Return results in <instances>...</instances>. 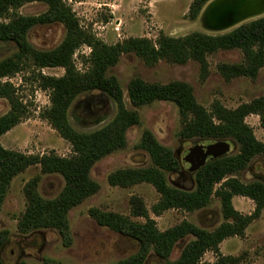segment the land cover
Segmentation results:
<instances>
[{"label": "trees", "instance_id": "16d2710c", "mask_svg": "<svg viewBox=\"0 0 264 264\" xmlns=\"http://www.w3.org/2000/svg\"><path fill=\"white\" fill-rule=\"evenodd\" d=\"M210 1L193 0L187 17L196 20ZM33 2L45 4L46 11L36 16L16 13L23 5ZM54 24L61 25L65 30V36L58 46L38 50L29 43L28 33L31 29ZM0 43H12L16 47L13 55L0 60V99H5L10 107L6 114L0 116V137L21 123L27 115L26 106L16 95L14 86L2 80L34 68L38 70L34 80L42 90L49 92V106L42 112L41 118L71 148L69 157L54 153L25 155L4 149L0 143V208L13 178L29 167L38 166L41 174L59 175L64 182L60 192L50 199L43 198L38 192L39 176L24 185L25 209L16 224L20 234L55 230L63 244L69 245V211L99 190V185L90 177L92 167L126 147L127 131L140 122L138 108L163 101L174 104L178 110L181 123L178 137L196 141L230 140L237 144V153L218 156L193 171L192 189L175 188L168 183L167 175L181 172L182 165L170 149L162 146L146 130L141 135L138 147L148 154L150 166L115 170L108 175L107 183L119 188L143 183L151 185L159 195L151 208L156 216L167 210L198 211L207 207L215 197L220 203L223 222L213 230H206L182 221L160 231L138 196L129 199L130 216L97 208L89 209L88 215L97 225L138 244L134 255L115 264H145L153 256L164 264L238 263V258L221 255L219 245L227 238L242 236L264 209V183H242L235 177L256 157H260L264 163V143L255 138L252 128L245 122L247 116L256 115L264 127V96L235 109H227L218 101L206 109L196 101L192 87L186 82L148 83L135 77L126 87V97L131 106L128 108L120 84L110 70L123 55L133 54L148 67L159 61L176 65L195 61L204 78L209 55L237 50L242 54V61L218 65L220 75L226 81L239 77L254 80L264 67V16L220 34L195 31L178 38L160 34L156 41L128 38L107 45L90 30L82 28L68 0H0ZM84 46L90 51L88 55L81 56L84 66L81 71L75 65L74 55ZM44 68H61L64 73L59 77L46 76L40 72ZM91 92L106 95L114 104L115 112L102 127L89 132L79 131L71 124L68 112L79 96ZM236 196L248 198L254 203L252 214L243 215L234 209L232 199ZM7 237V231L0 232V264H4L1 250ZM187 237H191V240L184 245L179 257L170 260L175 246ZM206 252L215 254L214 263L203 261ZM46 264L55 263L48 261Z\"/></svg>", "mask_w": 264, "mask_h": 264}, {"label": "rangeland", "instance_id": "374dc122", "mask_svg": "<svg viewBox=\"0 0 264 264\" xmlns=\"http://www.w3.org/2000/svg\"><path fill=\"white\" fill-rule=\"evenodd\" d=\"M193 0H68L82 28L90 30L97 39L113 45L128 38H147L156 41L160 34L178 38L199 31L206 34H220L206 27L199 17L192 21L187 17ZM47 9L43 3L33 2L23 5L16 13L22 16H36ZM249 21V20H248ZM65 36L64 28L59 24L37 26L28 33L29 43L38 50L53 49ZM16 51L12 43H0V60ZM89 48L81 47L74 55L77 69L83 71L81 56L88 55ZM242 61L240 51H219L207 57V75L202 78L197 62L189 61L183 65L169 64L159 61L148 67L133 54L123 55L117 65L110 70L124 93V100L131 108L126 97L128 82L139 77L148 83L166 84L182 81L193 89L196 101L209 109L213 102H220L227 109H235L239 105L264 96V67L260 69L254 80L245 77L226 81L217 67L222 63H239ZM38 70L27 69L3 82H10L16 95L26 106L27 115L21 123L0 137L4 149L20 152L25 155H44L54 153L61 157H69L71 148L52 129L49 123L41 118L42 112L49 106V92L39 87L35 76ZM46 76L59 77L64 71L61 68H44L40 70ZM10 107L5 99H0V116L6 114ZM115 112L114 104L104 94L91 92L79 96L69 109L68 116L73 127L79 131L89 132L102 127L111 120ZM140 122L126 133L127 144L98 161L90 171V177L99 185L98 192L86 199L68 213L70 230L69 245L63 244L61 236L55 230H39L20 234L16 229L17 220L25 209L24 185L35 176H39V194L46 199L55 197L62 189L63 179L56 174H41L38 166H32L20 173L11 181L10 187L0 208V232L7 231V241L2 247L1 258L4 264H115L134 255L138 244L95 223L88 215V210L97 208L101 211L114 212L130 216L129 199L140 197L160 231L171 228L182 221H188L197 227L213 230L222 222L219 200L215 197L210 204L198 211L185 212L167 210L156 216L152 206L159 195L149 184H138L129 188L111 187L107 183L108 175L118 169L140 168L150 166V158L138 145L144 131H150L156 140L170 149L182 165L179 173L167 175L168 183L179 189L190 190L194 187L193 170L182 164L183 154L195 145L196 140H185L178 137L181 128L176 106L169 102H153L137 109ZM255 138L264 143V127L256 115L245 118ZM227 146L225 154L238 151L236 143L223 141ZM242 183L261 181L264 183V163L256 157L250 165L235 176ZM235 210L243 215L252 214L254 203L245 197L232 199ZM142 222L143 219L132 218ZM191 240L187 237L173 249L170 260H176L184 245ZM220 254L238 258L237 264H264V209L244 231L242 236L225 239L219 245ZM203 261L214 263L216 256L206 252ZM145 264H164L154 256Z\"/></svg>", "mask_w": 264, "mask_h": 264}, {"label": "water", "instance_id": "95a60500", "mask_svg": "<svg viewBox=\"0 0 264 264\" xmlns=\"http://www.w3.org/2000/svg\"><path fill=\"white\" fill-rule=\"evenodd\" d=\"M264 16V0H211L202 11L206 27L224 31ZM225 143L198 141L183 154L182 164L195 171L225 154Z\"/></svg>", "mask_w": 264, "mask_h": 264}, {"label": "flooded vegetation", "instance_id": "af4514ba", "mask_svg": "<svg viewBox=\"0 0 264 264\" xmlns=\"http://www.w3.org/2000/svg\"><path fill=\"white\" fill-rule=\"evenodd\" d=\"M2 251V250H1Z\"/></svg>", "mask_w": 264, "mask_h": 264}]
</instances>
